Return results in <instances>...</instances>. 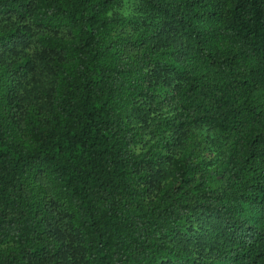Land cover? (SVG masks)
I'll return each mask as SVG.
<instances>
[{"label": "trees", "instance_id": "1", "mask_svg": "<svg viewBox=\"0 0 264 264\" xmlns=\"http://www.w3.org/2000/svg\"><path fill=\"white\" fill-rule=\"evenodd\" d=\"M0 264H264V0H0Z\"/></svg>", "mask_w": 264, "mask_h": 264}]
</instances>
